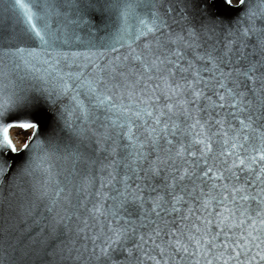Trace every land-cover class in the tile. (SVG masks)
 <instances>
[{
  "label": "snow or ice",
  "instance_id": "obj_1",
  "mask_svg": "<svg viewBox=\"0 0 264 264\" xmlns=\"http://www.w3.org/2000/svg\"><path fill=\"white\" fill-rule=\"evenodd\" d=\"M240 4L232 24L201 0H71L75 19L0 0V115L29 92L72 102L63 179L48 155L15 172L44 173L25 208L46 222L41 264H264V0ZM94 17L99 44L77 32ZM13 172L0 156V183ZM16 252L0 237V264Z\"/></svg>",
  "mask_w": 264,
  "mask_h": 264
},
{
  "label": "water",
  "instance_id": "obj_2",
  "mask_svg": "<svg viewBox=\"0 0 264 264\" xmlns=\"http://www.w3.org/2000/svg\"><path fill=\"white\" fill-rule=\"evenodd\" d=\"M55 2L63 5L61 11L67 13L69 19L76 18L75 10L71 7V0H55ZM201 5L206 7L207 11L216 18L232 24L242 21L246 11L245 6L240 4V0L237 3H233L232 0L231 3L228 0H201ZM92 20L91 25H81L77 32L81 37L88 38V32L91 30V39L99 44L97 37H104L107 32L96 30L101 25L99 17H94ZM64 50L88 51L89 49L77 42ZM91 50L105 51L99 47ZM126 51V47L120 48L118 52H108L107 56L120 55ZM33 96L37 98L38 102H18L4 109L3 115H0V140H2L4 126H10L8 136L11 141V132L13 131L30 132L29 139L25 143L29 147L25 148L24 144L19 150L16 149V152H12L6 146L0 147V156L12 163L14 168L13 175L0 183V237L11 240L12 244L17 247L15 264H41L37 255L43 248L42 232L39 229L44 228L46 223L38 224L37 221L41 218L34 213L28 214L25 211L26 190L30 189L37 181L44 179V173L37 169L32 175L22 179L15 176V172L37 162V157L48 155L55 170L61 173L60 179H63L67 174L66 170L72 167L69 159L62 158L66 155L63 150L66 145L78 143L72 128L65 124V120H72V117L65 113V106L71 108L70 96L60 97L55 104L47 102L39 93H28L29 99H32ZM62 113H65L63 119L61 118ZM22 123H33L37 127L20 128L18 125ZM12 144L14 145L13 141ZM56 147L60 149L59 152L55 151ZM80 167H83V164H80ZM14 177L15 182H13ZM38 241L40 242L38 243ZM28 253H32V255L28 256ZM43 264H67V262H62L58 256H49L44 259Z\"/></svg>",
  "mask_w": 264,
  "mask_h": 264
},
{
  "label": "rangeland",
  "instance_id": "obj_3",
  "mask_svg": "<svg viewBox=\"0 0 264 264\" xmlns=\"http://www.w3.org/2000/svg\"><path fill=\"white\" fill-rule=\"evenodd\" d=\"M233 3H237L238 0H232ZM30 132L25 131H13L11 132V138L16 147H22L29 139Z\"/></svg>",
  "mask_w": 264,
  "mask_h": 264
}]
</instances>
